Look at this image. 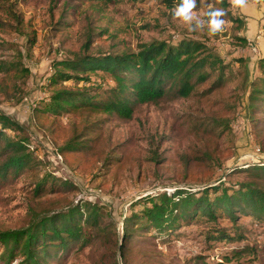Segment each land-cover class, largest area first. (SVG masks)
Wrapping results in <instances>:
<instances>
[{"label":"rangeland","instance_id":"obj_1","mask_svg":"<svg viewBox=\"0 0 264 264\" xmlns=\"http://www.w3.org/2000/svg\"><path fill=\"white\" fill-rule=\"evenodd\" d=\"M67 1L11 0L25 23H8L18 28L16 33L0 31V61L22 62L31 72L19 93L0 97V112L21 128L20 132L8 131V135L26 139L29 151L38 159L32 172L0 189V231L25 227L31 208L48 213L69 203L88 202L96 205L104 223L112 224L121 235L127 218L151 206L148 197L177 190L198 194L211 187H236L247 179L235 169L264 165V151L252 135L248 111L250 83L257 74L258 60L264 56V0H243L242 4L231 0L230 10L241 18L242 25L225 21L216 34H209L207 28L190 30L189 25L173 19V9L162 0H117L106 10L98 0H89L78 12L65 6ZM207 9L201 7L196 12L206 19L203 14ZM0 19L9 21L2 7ZM28 24L37 36L34 44L29 42L32 30ZM91 29L95 35L89 39ZM184 39L203 43L229 65L223 88L202 98L139 105L131 120L113 117L103 124V144L97 153L74 152L76 158L71 160L61 156L59 148L67 136L83 124L79 116L64 115L60 119L63 131L55 134L49 123L37 119L50 93L48 78L55 62L77 54L139 53L145 44H174ZM105 83L113 86L108 76ZM66 85L76 87L72 82ZM212 120L227 123L229 133L216 141L219 148L214 161L204 168L209 174L190 182L182 175L177 154L204 149L191 128L203 122L210 126ZM95 136L81 135L83 139ZM158 156L163 160L157 161ZM108 159L109 164L117 162L111 169ZM46 176L54 177L58 184L68 182L69 187L32 198L35 183ZM204 221L182 223L167 238L166 233L157 238L153 227L141 232L132 242L135 253L145 251L136 264H264V222L253 217L238 223L227 217L215 224ZM213 226L241 240H211ZM74 252L49 264H88L98 259L97 245L79 255Z\"/></svg>","mask_w":264,"mask_h":264},{"label":"trees","instance_id":"obj_2","mask_svg":"<svg viewBox=\"0 0 264 264\" xmlns=\"http://www.w3.org/2000/svg\"><path fill=\"white\" fill-rule=\"evenodd\" d=\"M77 1L69 0L65 6L78 12L89 0ZM98 2L101 9L106 10L117 0ZM179 2L162 0L169 9H173ZM13 5L11 0H0V7L9 20L2 22L0 19L1 32H18V28L9 22L18 26L25 23ZM231 5V0H205V3L196 0V10L201 7L208 8L207 11L210 8L223 9L224 21L236 22L241 26V18L231 12ZM28 27L32 30L29 42L34 44L36 33L31 24ZM94 35L91 29L89 39ZM228 68L229 65L213 50L199 41L187 39L174 44H145L139 53L77 54L73 58L54 63L47 85L50 93L43 100V108L37 119L44 124L49 123L51 131L56 134L63 131L60 119L64 115L79 116L83 126L81 129L76 127L72 135L67 136L59 152L67 160L76 158L74 152L95 154L102 147L103 124L109 118L131 120L135 107L142 104L174 102L212 94L225 86V72ZM30 74L29 68L22 62L0 61V97H14ZM94 76L100 78L96 80ZM107 76L113 83L111 87H106ZM68 82L75 83L76 87L67 86ZM248 102L252 135L264 151V58L257 62V74L250 83ZM208 124L210 126L205 122L196 123L191 128L204 149L191 148L187 152L178 153L176 157L184 179L190 182H196L209 174L205 173L204 168L210 167L214 161L219 148L216 141L222 140L229 133L227 123L212 120ZM8 131L20 132L21 128L11 117L0 112V189L21 179L38 165V159L29 151L26 139L10 136ZM83 134L96 136L94 139H83ZM156 160L163 159L158 156ZM116 164V161L108 163L109 169ZM235 170L247 179L236 187H211L198 194L177 190L173 194L148 197L146 201L151 206L127 218L122 224L121 235L117 234L112 224L104 223L99 208L92 203H69L62 210L48 213H39L31 208L25 227L0 231V263H59L71 250L79 255L86 248L97 245L98 259L88 264H136L138 255H143L145 251L135 253L132 250L133 239L149 227L156 229L157 238L163 237L164 233L167 238L180 224L190 225L203 219L210 224L225 217L233 223L245 217L264 222V165ZM66 187H69L68 182L58 184L54 177L46 176L35 183L32 198H40L48 192H61ZM211 229V240H241L225 229L216 230L215 226Z\"/></svg>","mask_w":264,"mask_h":264},{"label":"clouds","instance_id":"obj_3","mask_svg":"<svg viewBox=\"0 0 264 264\" xmlns=\"http://www.w3.org/2000/svg\"><path fill=\"white\" fill-rule=\"evenodd\" d=\"M237 4H242L243 0H236ZM196 0H180L172 10L173 19H179L183 23L189 25L192 31L202 30L207 28L209 34H216L221 31L225 21L222 19L224 16L223 9L210 8L209 11L203 14L206 19L201 18L197 14Z\"/></svg>","mask_w":264,"mask_h":264},{"label":"built area","instance_id":"obj_4","mask_svg":"<svg viewBox=\"0 0 264 264\" xmlns=\"http://www.w3.org/2000/svg\"><path fill=\"white\" fill-rule=\"evenodd\" d=\"M250 46H253V44H250Z\"/></svg>","mask_w":264,"mask_h":264},{"label":"crops","instance_id":"obj_5","mask_svg":"<svg viewBox=\"0 0 264 264\" xmlns=\"http://www.w3.org/2000/svg\"><path fill=\"white\" fill-rule=\"evenodd\" d=\"M261 58H264V56H263V57H261Z\"/></svg>","mask_w":264,"mask_h":264}]
</instances>
